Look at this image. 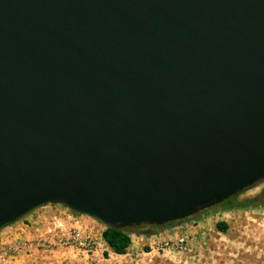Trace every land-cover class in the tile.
<instances>
[{"label":"water","instance_id":"95a60500","mask_svg":"<svg viewBox=\"0 0 264 264\" xmlns=\"http://www.w3.org/2000/svg\"><path fill=\"white\" fill-rule=\"evenodd\" d=\"M263 179L264 0H0V229L164 224Z\"/></svg>","mask_w":264,"mask_h":264},{"label":"rangeland","instance_id":"374dc122","mask_svg":"<svg viewBox=\"0 0 264 264\" xmlns=\"http://www.w3.org/2000/svg\"><path fill=\"white\" fill-rule=\"evenodd\" d=\"M263 186L258 184L241 192L234 202L255 197ZM42 206L47 210L46 220L33 223L39 217V207L35 208L38 214L31 221V251L6 257L0 264H264V242H258L264 238V214L254 206L252 210L215 206L196 223L188 219L149 237L131 234L132 243L124 255L108 249L101 239L104 225L97 219L76 214L61 204ZM54 217L63 226L56 232L49 225ZM221 221L227 224L224 232L216 228ZM39 225L42 235L36 231ZM180 239L184 244L177 248ZM254 239L257 241L251 242ZM9 243H0V253Z\"/></svg>","mask_w":264,"mask_h":264},{"label":"trees","instance_id":"16d2710c","mask_svg":"<svg viewBox=\"0 0 264 264\" xmlns=\"http://www.w3.org/2000/svg\"><path fill=\"white\" fill-rule=\"evenodd\" d=\"M241 192L224 200L220 204L200 210L197 213L192 214L181 220L171 221V222H167L164 224H158V225L140 224V225H136V226H132L128 228H116V227L104 226V229L101 232V239L112 253L116 255H124L127 249L131 246V243H132L131 234H135L137 236L142 235L145 237H149L157 233L159 229L171 228L177 223H180L188 219H191L194 223H196L197 220H200L208 210L214 208L215 206H223V208L226 210H233V209H248L251 206H255L256 202H259L264 205V195H259L251 200L246 199L243 202H234V199L236 198V196L240 194ZM216 228L219 231L224 232L227 229V224L223 221L217 222Z\"/></svg>","mask_w":264,"mask_h":264},{"label":"crops","instance_id":"0c3cea01","mask_svg":"<svg viewBox=\"0 0 264 264\" xmlns=\"http://www.w3.org/2000/svg\"><path fill=\"white\" fill-rule=\"evenodd\" d=\"M45 206H39V217L36 219V221H33V223H42L45 218V211L47 212ZM38 210H33L30 214L24 215L22 219H18L15 222L8 224L0 229V243L2 242H12L15 240H24V241H30L29 239L33 235V226H31V221L34 220L35 215L38 214ZM50 227L53 229V225L51 224V219L49 220ZM30 223V224H29ZM36 231H39V235H42V227L39 225V230L36 229ZM132 240V236H131Z\"/></svg>","mask_w":264,"mask_h":264},{"label":"built area","instance_id":"2783aa9c","mask_svg":"<svg viewBox=\"0 0 264 264\" xmlns=\"http://www.w3.org/2000/svg\"><path fill=\"white\" fill-rule=\"evenodd\" d=\"M51 224L53 225V231L60 230L63 226L62 224L54 217L51 219ZM183 240L180 239L179 242L176 243L177 248L183 247ZM86 246V245H85ZM88 246V245H87ZM32 249V245L30 241H24V240H15L8 244L7 248L0 253V261L5 260V258L14 257L15 255L24 252L28 253Z\"/></svg>","mask_w":264,"mask_h":264},{"label":"flooded vegetation","instance_id":"af4514ba","mask_svg":"<svg viewBox=\"0 0 264 264\" xmlns=\"http://www.w3.org/2000/svg\"><path fill=\"white\" fill-rule=\"evenodd\" d=\"M262 183H264V179L263 180H261L260 182H258V183H256V184H254L253 186H251V187H249V188H247L246 190H248V189H250V188H253V187H255L256 185H258V184H262ZM259 195H264V186H263V188H262V190L255 196V197H257V196H259ZM255 197H251V198H247V200H251V199H254ZM251 210L253 209V208H259V209H261L262 211H263V214H264V205L263 204H261V203H259V202H256V205L252 208V207H249ZM253 213V212H252ZM250 219V221H253V218L252 217H250L249 218ZM261 219L262 220H264V217H261ZM249 225H251V223H248ZM255 241H257V240H251V242H255ZM258 242H264V238L263 239H261V240H259ZM263 245H264V243H263ZM262 245V246H263ZM253 247L254 248H257V246L256 245H253Z\"/></svg>","mask_w":264,"mask_h":264}]
</instances>
